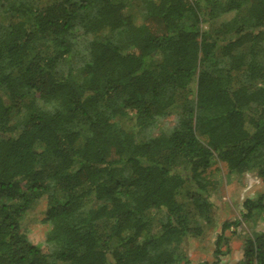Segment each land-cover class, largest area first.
I'll list each match as a JSON object with an SVG mask.
<instances>
[{
    "label": "trees",
    "instance_id": "16d2710c",
    "mask_svg": "<svg viewBox=\"0 0 264 264\" xmlns=\"http://www.w3.org/2000/svg\"><path fill=\"white\" fill-rule=\"evenodd\" d=\"M219 163L264 181V0H0V264H192ZM43 196L47 251L22 231Z\"/></svg>",
    "mask_w": 264,
    "mask_h": 264
},
{
    "label": "rangeland",
    "instance_id": "374dc122",
    "mask_svg": "<svg viewBox=\"0 0 264 264\" xmlns=\"http://www.w3.org/2000/svg\"><path fill=\"white\" fill-rule=\"evenodd\" d=\"M232 15L225 17V20ZM224 19V18H223ZM173 116L160 120L156 127L146 129L144 135H157L159 129L165 124H172ZM215 178L219 180V187L215 192V224L205 237L192 239L186 243V253L192 264H208L215 260L216 239L221 233L223 222L241 219L243 203L247 199L256 200L264 194V181L261 178L246 176L238 181L229 182L226 178L225 164L219 163L214 168ZM45 196L39 198L37 203L29 209L22 221V231L30 241L47 251L45 244L46 234L50 225L43 223L42 211L45 207ZM264 230V215L254 221L242 222L240 228L225 232L227 243L220 248L222 264H236L243 256L244 240L253 232Z\"/></svg>",
    "mask_w": 264,
    "mask_h": 264
}]
</instances>
